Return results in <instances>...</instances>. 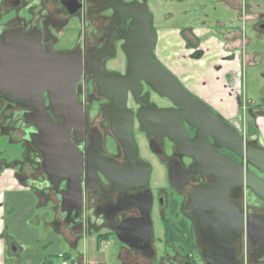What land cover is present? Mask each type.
Returning <instances> with one entry per match:
<instances>
[{
    "label": "flooded vegetation",
    "instance_id": "flooded-vegetation-1",
    "mask_svg": "<svg viewBox=\"0 0 264 264\" xmlns=\"http://www.w3.org/2000/svg\"><path fill=\"white\" fill-rule=\"evenodd\" d=\"M132 1L145 2L0 0V45L10 38L14 59L13 87L10 92L0 88V181L7 176L33 196L45 209L41 215L45 224L62 243L72 247L91 235L107 238L113 251L106 257L116 255L111 259L118 264L221 262L214 258L225 250L218 242L219 221L226 209L232 212L235 207L243 215V228L230 231L231 262L264 264V250L245 228L250 209L264 221V200L242 185L228 190L229 206H225L220 188L207 185L212 173L192 171L195 159L166 135L176 131L177 106L144 79L130 83L133 90L121 79L129 71L125 45L132 18L105 4ZM263 15L258 11L259 19ZM258 26L264 28V23ZM33 45L46 56L71 55L69 72L82 63V73L69 90L72 111L63 112L61 104H52L49 94L56 90L48 83L33 88L27 61L32 58L27 46ZM33 93L38 97L27 96ZM180 121L191 140L196 129L184 118ZM207 144L243 161L210 135ZM177 163L187 179L174 187L168 166ZM145 169L149 174L142 183ZM156 169L165 172L168 188L153 192L149 181ZM245 169L258 173L247 161ZM146 217L152 226L149 241ZM169 220H182L187 227L185 237L172 244ZM5 225L0 221V245L12 255L15 245ZM49 255L42 257L43 264H48Z\"/></svg>",
    "mask_w": 264,
    "mask_h": 264
},
{
    "label": "water",
    "instance_id": "water-1",
    "mask_svg": "<svg viewBox=\"0 0 264 264\" xmlns=\"http://www.w3.org/2000/svg\"><path fill=\"white\" fill-rule=\"evenodd\" d=\"M105 6H112L118 12L124 15L126 13V17L132 18L126 31L125 45L129 59V71L121 79L125 82V86L128 85L131 89L130 83L144 79L158 94L169 98L177 106V123L174 125L176 131L166 132V135L185 155L195 159L196 167L192 171L204 174L212 173L214 178L207 185H217L220 188L225 206H229L228 190L242 185L249 187L257 197L264 200V177L261 176V174L264 175V149L247 142L244 143V138L235 128L222 122L206 103L188 92L178 79L153 57L152 52L157 35L156 30L151 25L152 15L149 13L147 4L132 1L126 4L112 2L105 4ZM9 39L6 37V41L0 45V88L7 92H10L11 87H13L12 77H14L13 45ZM27 48H32V51L28 52L32 58H27V61L31 65L28 77L31 79L33 88L41 89L46 87V83H48L56 90L55 92L50 91L49 94L52 104L55 106L61 104L63 106L61 111L63 112L72 111L70 108L72 93L69 90H72L73 81L78 80L82 73V63L80 69L76 66L72 72H69L67 64L71 55L62 54L54 57L48 54L46 56L40 52V47L33 45L27 46ZM27 96L38 97L34 93ZM181 118H184L196 129L195 136L189 141L180 121ZM209 135L214 138L218 145L224 146L234 154L244 158L258 173L251 169H245V165L241 162L227 154L218 153L210 147L207 144ZM174 166L171 164L168 166V178L170 184L177 187L178 183L181 184L186 181L187 172H184L178 163ZM148 174V169L142 172V183H145ZM247 214L245 226L247 235L255 241L257 247L264 250V221L253 209H250ZM222 215L223 217L219 221L218 242L224 244L225 250L221 254H214L215 259L220 258L219 260L222 261L207 264H233L230 249H228L230 231L233 230L238 233L243 228V215L235 207L232 212L226 209ZM145 222L149 241L152 226L148 217H146ZM116 237L119 241L124 242L119 233L116 234ZM204 256L208 258L206 253Z\"/></svg>",
    "mask_w": 264,
    "mask_h": 264
},
{
    "label": "crops",
    "instance_id": "crops-1",
    "mask_svg": "<svg viewBox=\"0 0 264 264\" xmlns=\"http://www.w3.org/2000/svg\"><path fill=\"white\" fill-rule=\"evenodd\" d=\"M153 19L156 23L157 19ZM161 24L159 23V27L156 28L157 39L154 56L176 76L188 91L209 105L237 131L240 130L245 139L264 149V104L253 105L252 101V104L245 105L244 89L241 83L243 59L239 56V50H230L233 47H240L239 32L237 34L236 30L232 33V37L236 38L228 41L232 43V46H226L224 38L220 39L219 34L212 28H194L192 24L179 28L166 23ZM181 32L189 33L188 37L191 41L188 49L182 46L184 41L180 36ZM191 35L194 36L191 38ZM236 40L238 42H235ZM223 45L225 50L221 51L220 47ZM195 51H200L201 57H194ZM25 191L11 179L7 182L0 181V221L1 224H6L5 227L15 245L12 255L8 254L3 246L0 247L1 264H43L46 254L42 252L47 251L49 245L56 249L55 253L57 254L64 251L63 245L68 246L61 241L57 242L53 231H50L51 234L36 225L38 222L35 219L36 215L32 210V205L25 204L24 209L23 206L21 209L22 196L28 195V192ZM32 198L34 199L33 196ZM26 208L27 210H25ZM30 209V214L26 216L25 213ZM18 224L25 225L24 228L29 231L28 233L24 232L33 240L32 247L34 248H26L25 242L17 236ZM168 227L169 244L181 239L182 237L179 236L184 235V232L187 231L186 224L182 220H169ZM41 241L46 243H41ZM85 241H80L76 248L79 249L80 244ZM69 248L74 249L73 246ZM53 261L50 258L47 260L48 264Z\"/></svg>",
    "mask_w": 264,
    "mask_h": 264
},
{
    "label": "rangeland",
    "instance_id": "rangeland-1",
    "mask_svg": "<svg viewBox=\"0 0 264 264\" xmlns=\"http://www.w3.org/2000/svg\"><path fill=\"white\" fill-rule=\"evenodd\" d=\"M145 2L149 12L157 19V22L155 23L154 21L153 23L155 30L159 27V23H166L169 26L179 28L187 25L189 26V24H192L194 28L209 27L219 34L220 39L224 38V45L226 46H232V43L228 41L236 38L232 37V33L237 30V34L239 32L240 47H233L230 48V50H239V56L243 59V64L241 65L243 72L241 69L240 73L242 72L241 83L244 89L245 105L252 104L253 102V105L264 104V28L258 26L259 23H264V15L261 19L258 18V11L264 12V3L262 0L261 2L260 0H145ZM257 2H259L258 5L256 4ZM194 11L196 13H192ZM188 35V32H181L180 34L184 41L182 46L186 49L190 48L189 45L191 40ZM185 36L186 38H183ZM192 36L194 35H191V38ZM237 40L235 42H238ZM193 41L195 40L193 39ZM198 43L200 44L199 40ZM224 45L220 47L221 51L225 50ZM197 52H199L201 57L202 54H200V51ZM238 132L242 135L240 130ZM245 141L250 143L247 139H245ZM9 179L10 178L6 176L5 181L7 182ZM166 181L165 172L156 169L150 176L149 186H151L153 192L156 191V189L165 190L168 188ZM25 204L27 206L32 205V210L36 215L35 219L38 222L36 225L50 232L51 227L49 226L50 229L48 228L44 222V218L41 216L45 209L39 208L36 203L34 205V199L29 195L22 196V201L20 202L21 209L22 206L24 209ZM25 210H27V208ZM30 212L31 209L29 212L27 211L25 215L28 216ZM20 213L19 211V214ZM51 219V216H49L48 220ZM17 226V236L25 242V247L34 248L32 247L33 240L27 235L29 231L24 228L25 225L21 224V227L20 224H18ZM160 228H162L161 225ZM179 237H185V234ZM56 238L57 242H60L57 236ZM82 240L86 241L80 244L79 249H77L75 245H73L74 249L63 245L64 251H62V253L65 255L67 253L66 256L73 257L77 264H118L117 261L111 259H115L116 255L111 254L109 258L106 257L110 254V251H113L110 240L108 242L107 238L103 239V237H97L95 235L82 238ZM179 240L181 239L179 238L175 241L177 242ZM34 243L36 242L34 241ZM41 243L46 242L41 241ZM0 247H2V245H0ZM36 250H38V248H36ZM104 250L106 252L103 255L101 252H104ZM55 251L56 249L49 245V249L47 251L44 250L42 253L52 254L49 255V258L59 263V257ZM37 256H39L38 253Z\"/></svg>",
    "mask_w": 264,
    "mask_h": 264
},
{
    "label": "built area",
    "instance_id": "built-area-1",
    "mask_svg": "<svg viewBox=\"0 0 264 264\" xmlns=\"http://www.w3.org/2000/svg\"><path fill=\"white\" fill-rule=\"evenodd\" d=\"M242 163L245 165L246 160L243 159ZM58 257H59V263L58 264H77V262L74 260L73 257L66 256L62 252L60 254H58Z\"/></svg>",
    "mask_w": 264,
    "mask_h": 264
},
{
    "label": "trees",
    "instance_id": "trees-1",
    "mask_svg": "<svg viewBox=\"0 0 264 264\" xmlns=\"http://www.w3.org/2000/svg\"><path fill=\"white\" fill-rule=\"evenodd\" d=\"M193 56H194V57H198V56H200V55H199V52H197V51L194 52V53H193ZM250 144H251V145H255V144L252 143V142H250ZM66 255H67V253H66Z\"/></svg>",
    "mask_w": 264,
    "mask_h": 264
},
{
    "label": "bare ground",
    "instance_id": "bare-ground-1",
    "mask_svg": "<svg viewBox=\"0 0 264 264\" xmlns=\"http://www.w3.org/2000/svg\"><path fill=\"white\" fill-rule=\"evenodd\" d=\"M243 138H244V136L243 135H241ZM244 143H246V141H245V138H244Z\"/></svg>",
    "mask_w": 264,
    "mask_h": 264
}]
</instances>
